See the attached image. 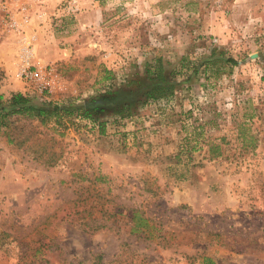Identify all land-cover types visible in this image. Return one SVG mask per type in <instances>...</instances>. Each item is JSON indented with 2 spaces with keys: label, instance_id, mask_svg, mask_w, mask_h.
Segmentation results:
<instances>
[{
  "label": "rangeland",
  "instance_id": "1",
  "mask_svg": "<svg viewBox=\"0 0 264 264\" xmlns=\"http://www.w3.org/2000/svg\"><path fill=\"white\" fill-rule=\"evenodd\" d=\"M19 3L0 0V92L81 111L0 129V264H264V0H38L16 31ZM24 45L57 92L18 76Z\"/></svg>",
  "mask_w": 264,
  "mask_h": 264
},
{
  "label": "trees",
  "instance_id": "2",
  "mask_svg": "<svg viewBox=\"0 0 264 264\" xmlns=\"http://www.w3.org/2000/svg\"><path fill=\"white\" fill-rule=\"evenodd\" d=\"M212 58H214V55H212ZM212 58H210V60H212ZM228 60L232 64H237V61L232 58ZM212 62L214 61H208L206 65L209 66ZM152 68L153 69L148 71L149 74H154L156 72L160 75L158 65H155ZM197 70L198 69L195 66L194 71L197 72ZM159 79V84L154 85V87L146 93L148 100H156L160 98L162 96L161 92L169 89L168 87H165V80L162 75H160ZM161 83H163V85H161ZM245 104L246 107L241 110L237 107V110L239 111L234 115L235 119L237 117V120H235L236 126L234 128V136L241 150L254 153L257 151L262 141V131L255 128V120H261L263 117L260 115L258 109L254 107V99H248ZM80 111L79 107L58 105L53 101L39 103L29 95L23 93H13L7 98L0 92V129L6 130V133L8 132L7 134H10L13 130H18V123L23 119L29 121L36 120L42 125H46L53 121L57 125H62L63 119L70 118L75 112L79 113ZM224 140L225 139L222 138L220 143L209 145L208 153L210 155V160L224 156L225 151L222 149V142ZM135 218L136 216L134 217V221ZM139 219L140 222L146 223L144 219ZM141 227H143V224L134 226L133 232H140Z\"/></svg>",
  "mask_w": 264,
  "mask_h": 264
},
{
  "label": "built area",
  "instance_id": "3",
  "mask_svg": "<svg viewBox=\"0 0 264 264\" xmlns=\"http://www.w3.org/2000/svg\"><path fill=\"white\" fill-rule=\"evenodd\" d=\"M38 0H20L18 11L20 18L13 16L8 10L9 16H6L5 23L10 29L20 31L26 27L29 22L28 11L31 4ZM35 53L31 45L21 47L17 56L18 76L25 82L35 86L38 91L44 93H55L61 87V78L57 70L49 65H38L34 62Z\"/></svg>",
  "mask_w": 264,
  "mask_h": 264
},
{
  "label": "crops",
  "instance_id": "4",
  "mask_svg": "<svg viewBox=\"0 0 264 264\" xmlns=\"http://www.w3.org/2000/svg\"><path fill=\"white\" fill-rule=\"evenodd\" d=\"M49 56L50 55L47 56V58H48V59H46L47 61H51ZM64 58H65V53L57 52V54L53 57V60H56V59H64ZM15 67H16V70H17L18 69L17 68V65H15ZM19 86L21 87V89H20L19 92L25 94V91H23V90H25L24 89V86L23 85H19Z\"/></svg>",
  "mask_w": 264,
  "mask_h": 264
}]
</instances>
